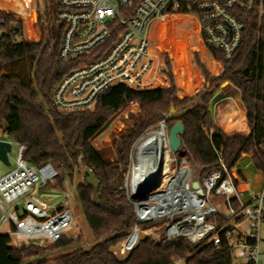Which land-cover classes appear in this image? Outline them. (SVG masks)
Instances as JSON below:
<instances>
[{
  "label": "trees",
  "instance_id": "obj_1",
  "mask_svg": "<svg viewBox=\"0 0 264 264\" xmlns=\"http://www.w3.org/2000/svg\"><path fill=\"white\" fill-rule=\"evenodd\" d=\"M10 1L14 14L26 23L28 39H37V34L29 29L33 0ZM239 16L246 29L234 58L225 61L219 51L210 50L213 58L223 64L221 74H211L196 59L206 82L195 99H178L174 86L137 91L121 85L102 94L93 110L62 113L53 105V92L85 58L59 60L62 28L55 40L27 43L23 22L0 10V136L25 146L23 159L30 166L52 164L59 169L56 186L63 191L66 178L73 182L81 157L86 170L76 193L95 241L89 250L64 252L77 240L63 238L47 247H15L10 238L0 237V264H175L179 259L185 264H239L229 249L217 248L208 241L192 245L178 239L156 244L143 237L125 259H119L112 250L128 238L136 223L133 207L122 190L131 147L143 134L166 120L172 108L174 118L166 121L167 125L172 123L171 129L180 122L184 127L180 157L188 158L192 166L207 172L220 165L215 153L220 151L226 168L245 186L254 192L263 188L264 18L259 21L255 12ZM201 53L205 58L203 49ZM210 63L213 69H218L216 63ZM226 82L240 92L247 112L246 129L243 117L240 126L230 130H243L235 135H227L215 125L210 109L211 101L217 102L221 95L218 91ZM134 104L139 105L140 114L132 116V127L113 140V150L95 147L94 140ZM247 158L259 175L258 185L240 167V162ZM246 189L241 187L242 191ZM56 251L62 253L46 258Z\"/></svg>",
  "mask_w": 264,
  "mask_h": 264
},
{
  "label": "built area",
  "instance_id": "obj_2",
  "mask_svg": "<svg viewBox=\"0 0 264 264\" xmlns=\"http://www.w3.org/2000/svg\"><path fill=\"white\" fill-rule=\"evenodd\" d=\"M251 12L261 21L264 0H58L55 19L62 28L58 58L85 61L55 88L53 105L62 113L92 110L98 98L114 87L136 90L130 84H138L151 64V27L166 18L183 16L195 21L212 58L210 50L215 49L230 61L246 29L239 15ZM0 140L13 144L6 136ZM138 147L131 148L122 188L136 218L125 241L129 252L143 237L156 244L178 239L192 245L208 241L229 249L239 264H259L264 186L257 193L242 191L244 182L226 168L220 151H215L220 165L202 172L170 146L155 165L142 164ZM25 150L18 145L15 168L0 176V237L10 238L12 244L17 240L37 246L69 238L74 190L64 192L56 186L60 172L52 164L30 166L23 159ZM78 165L84 167L81 157ZM154 183L158 187L144 195ZM54 191L60 199L50 203L44 195ZM214 196L222 199L223 209ZM175 264L185 263L179 259Z\"/></svg>",
  "mask_w": 264,
  "mask_h": 264
},
{
  "label": "rangeland",
  "instance_id": "obj_3",
  "mask_svg": "<svg viewBox=\"0 0 264 264\" xmlns=\"http://www.w3.org/2000/svg\"><path fill=\"white\" fill-rule=\"evenodd\" d=\"M33 2V11L30 14L31 26L29 27L32 32H35L37 34V39L33 40L28 39L26 32V23L24 20H21V18L14 14L11 9L10 0H0V10L8 14L14 15L17 19L23 22L24 39L27 43H37L42 40H46L47 42L55 40L60 29V25L55 19L58 9V0H33ZM196 26L197 24L195 21H193L189 17L183 16L169 19L167 23H164V25L156 23L154 26H152L149 34L151 61L149 70L146 75L141 78V80H138V84L130 85L134 86L137 91L167 88L169 89L174 86L176 88V94L178 99H195L196 95L203 90L204 84L206 82V78L202 76L201 71L196 66V59L198 58L199 61L207 68V70L215 76L221 74L223 70V64L218 63L214 58H212L209 53H207L206 50H204L205 47L201 44V41L199 39L198 28ZM198 46L200 49L195 48ZM201 49L205 51V58L204 54L201 53ZM211 61H216L218 64H220L218 65L217 70L213 69L210 63ZM218 93H220L221 95L218 98L217 102L214 103V99L211 101L210 109L212 116H214V108H216L215 112L217 120L218 118H222L220 116L221 110L224 111L226 116L225 118L234 116L235 114L236 118L240 116L244 117V111H242V109H239L241 111V115H238L237 113L238 106L241 105V95L240 92L234 86L226 82L221 85ZM189 105L191 106L192 103L189 102ZM139 114L140 107L138 104H134L128 110L118 116L114 121V125L111 126L104 133V135L100 137V141L96 142V144L98 145V149L112 151L113 140L118 138V135L121 132H124L131 128L133 123L132 116H137ZM177 114L178 113L176 112V115ZM243 117L241 118V120L243 119ZM171 124L172 123L168 125L165 124V126L163 124H159L151 128L133 144L134 149L138 147L140 143H142V141L147 135L152 132H157L161 135L162 138V154L164 150L169 149L168 135ZM239 124L236 127H239ZM232 129H228L227 126L228 131ZM0 139H3V137L0 136ZM96 144L94 145L96 146ZM17 153L18 144L13 143L12 151L9 155L10 166L0 164V176L7 174L15 168ZM115 158L116 156L114 155V159ZM240 167L245 173V175L248 176L249 180L258 185L259 175H257L253 171L251 159L247 158L242 160L240 162ZM57 170L60 171L59 169ZM85 170L86 168H81L80 165L78 169H75V177L73 182L69 178H66L63 182V186L65 188L64 192H72L74 190V193L71 197V207L73 212L74 223L71 228L69 238L77 240V243L74 244V246L64 252H72L79 248L89 250L95 244V241L92 237L91 231L88 228L81 204L76 193L77 186L80 182L83 181V172ZM92 183L94 182L92 181ZM44 196L47 197V200L50 203H55L60 199V195L56 191H54L52 194L47 193ZM246 196V193H244V199L246 198ZM213 200H215L216 204L223 209L221 198L214 196ZM260 237L261 260L259 264H264V224L260 228ZM125 241L121 242L112 249L114 254L119 259H125L128 255L129 251L127 250V243ZM12 245L15 247H19L23 244H21L20 241L16 240L13 242ZM47 246L49 245H42V247ZM61 253L62 251L52 252L46 255V258H52L57 255H60Z\"/></svg>",
  "mask_w": 264,
  "mask_h": 264
},
{
  "label": "water",
  "instance_id": "obj_4",
  "mask_svg": "<svg viewBox=\"0 0 264 264\" xmlns=\"http://www.w3.org/2000/svg\"><path fill=\"white\" fill-rule=\"evenodd\" d=\"M2 11V10H1ZM175 109H171V114L166 117V121H170L174 118ZM184 134V127L180 122H177L173 125V127L169 131L168 135V142L169 146L173 153L179 154L182 147V135ZM12 151V144L8 141L0 140V163L5 166H10L9 162V155ZM158 187L157 183L151 184L146 188V191L144 193L147 194L153 190H155ZM193 187L195 189H199L198 183H194ZM202 191L199 190V194H201ZM142 195L141 197H143ZM22 246H25L24 244Z\"/></svg>",
  "mask_w": 264,
  "mask_h": 264
},
{
  "label": "bare ground",
  "instance_id": "obj_5",
  "mask_svg": "<svg viewBox=\"0 0 264 264\" xmlns=\"http://www.w3.org/2000/svg\"><path fill=\"white\" fill-rule=\"evenodd\" d=\"M167 19V18H166ZM166 19L158 21L156 23L164 24L166 22ZM156 23H154L152 26H154ZM238 115H241V111L238 110ZM241 116L233 118L230 123L228 124V129H232L236 127L239 122H241ZM229 122V121H228ZM161 135L157 132H152L149 135H147L142 143L139 145V154H140V160L141 163L144 164L146 161L148 165L150 164H156L158 158L161 155ZM169 144V142H168ZM166 151V150H164Z\"/></svg>",
  "mask_w": 264,
  "mask_h": 264
},
{
  "label": "crops",
  "instance_id": "obj_6",
  "mask_svg": "<svg viewBox=\"0 0 264 264\" xmlns=\"http://www.w3.org/2000/svg\"><path fill=\"white\" fill-rule=\"evenodd\" d=\"M197 27V26H196ZM198 33H199V30H198ZM199 39H200V41H201V38H200V36H199ZM201 44H202V42H201ZM202 46H203V44H202ZM204 50H206L205 48H204ZM207 51V50H206ZM208 53V52H207ZM213 60V59H212ZM213 62V61H212ZM214 63H216L217 65H220V64H218L216 61H214ZM239 109H242V111H244V122H245V126H244V130L246 129V126H247V112H246V109L243 107V105H242V102H241V105L240 106H238V110ZM238 110H237V112H238ZM216 108H214V116H212L213 117V120H214V123H215V125L216 126H218V127H220L223 131H224V133H226L227 135H235V134H237V133H239V132H241V131H243V130H240V131H235V132H230V131H228L227 130V126H228V124L230 123V121L235 117V115L234 116H231V117H228V118H225L226 116H225V113H224V111L223 110H219L220 111V116L222 117L221 119H219L218 118V120H217V118H216ZM243 117V116H242ZM229 121V122H228ZM241 123V122H240ZM240 125V124H239ZM234 129V128H233ZM3 139H4V137H3ZM245 188H247L246 190H250L251 192H253V193H257V192H254L253 190H251L250 189V187L249 186H244ZM245 191V190H244Z\"/></svg>",
  "mask_w": 264,
  "mask_h": 264
}]
</instances>
